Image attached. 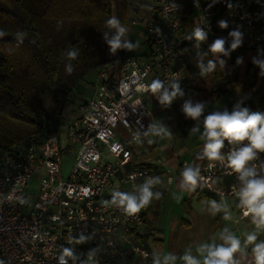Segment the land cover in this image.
<instances>
[{"label": "built area", "instance_id": "built-area-1", "mask_svg": "<svg viewBox=\"0 0 264 264\" xmlns=\"http://www.w3.org/2000/svg\"><path fill=\"white\" fill-rule=\"evenodd\" d=\"M131 1L146 2L153 13L128 22L133 27L143 22L150 57H127L116 80L101 74L94 97L80 105V115L71 122L66 147L60 137L49 136L11 151L0 149V257L4 264H58L62 247L74 249L76 258H68L67 264H106L120 260L126 245L148 260L150 254L136 244L147 235L144 214L129 216L111 203L117 179L120 187H135L149 179L156 182L146 168L128 170L136 145L149 136L145 133L153 123L144 96L151 95L159 104L150 85L173 78L194 95V82L183 75L188 68L183 46L195 41L188 37L196 26L208 31L209 39L227 38L239 27L241 45L252 50L264 42V0H199V7L196 0ZM173 3L178 11L170 7ZM221 20L228 22L227 29L219 28ZM255 111L264 112V107ZM103 149L116 162H104ZM65 150L75 160L67 178L62 174ZM224 151H228L227 143ZM212 163L191 161L183 166L201 169L199 182L209 195L238 199L235 175ZM37 174L38 193L28 196ZM223 176L230 179L227 187L216 184ZM247 218L241 208V219Z\"/></svg>", "mask_w": 264, "mask_h": 264}, {"label": "crops", "instance_id": "crops-1", "mask_svg": "<svg viewBox=\"0 0 264 264\" xmlns=\"http://www.w3.org/2000/svg\"><path fill=\"white\" fill-rule=\"evenodd\" d=\"M130 12V21L136 17L153 15L150 6L146 2L134 3ZM131 26L129 23L126 27ZM138 30L131 29L128 36L133 39V43L139 42V46L147 41L146 28L141 20L136 25ZM134 26V27H136ZM215 39H207L206 46ZM188 60V68L183 75L194 82V95L184 91L182 98H177L173 104L167 108L157 104L151 95H145V102L151 112L152 122H158L168 127L172 131V136L160 138L154 135L148 136L136 145V151L128 170L134 167H143L151 171L153 179L156 181L152 186V203L141 209L147 225V235L136 241L137 246L150 254V258L145 260L140 253L134 252L130 245L124 246L121 259L106 264H153V259L159 255L163 259L164 254L170 253L181 256L184 252L191 250L196 255V247L203 242H210L218 238L224 228H229L241 240L245 233L251 231L254 225L250 223V217L241 219V207L238 206L237 198L218 199L205 192L202 184L198 182L196 186H181L183 164L185 162H195L196 164L207 163L208 160L202 157L204 142L199 138L200 134L189 135V130L196 122L187 119L181 112L182 104L185 100L191 99L193 102H205L206 108L204 116L216 110H223L225 107L229 112L233 111L239 103L241 107H247L255 111L258 106L264 107V74L258 66L253 64V58L259 56V50H247L242 58L243 63L237 69H233L231 54L228 57H220L225 61L221 68L217 63L214 72L201 76L196 67L197 50L194 48L184 51ZM149 51L140 50L139 47L132 51L127 50L126 57H146L149 58ZM214 59L209 54L205 57ZM174 68H178L175 65ZM112 67L108 66L93 73L94 79L88 82L85 79L80 82L76 89L73 100L66 105L65 117L75 120L80 115L79 107L82 103L90 101L96 91L97 85L102 82L101 74ZM90 73V74H91ZM215 76V77H214ZM221 80L223 81L222 83ZM260 90L263 93L259 99L253 96ZM78 100L76 109L72 104ZM201 117L200 128L203 131V119ZM151 141V142H150ZM227 141H225V144ZM171 178V182L169 181ZM230 179L221 177L216 184L219 187H227ZM144 184L139 182L135 187ZM135 187H120L118 179L115 181L114 191H133ZM157 194L159 196L157 197ZM215 200L218 203L226 202L230 207L233 219L225 221L223 213L211 215L209 211V201ZM260 240H264V232L259 235ZM220 241L217 239V243ZM251 260L250 248L249 257ZM176 264H184L182 260H177ZM242 264L246 262L242 261Z\"/></svg>", "mask_w": 264, "mask_h": 264}, {"label": "trees", "instance_id": "trees-1", "mask_svg": "<svg viewBox=\"0 0 264 264\" xmlns=\"http://www.w3.org/2000/svg\"><path fill=\"white\" fill-rule=\"evenodd\" d=\"M130 12L129 0H0V30L6 32L0 38V149L59 137L66 105L90 72L111 66L110 79L120 77L127 50L112 54L103 33L112 16L126 26ZM18 30L26 33L22 43L15 38ZM196 43L187 42L183 50L208 53L206 42L199 49ZM73 49L79 55L69 60ZM247 50L241 45L231 53L234 70ZM255 50L264 52V42Z\"/></svg>", "mask_w": 264, "mask_h": 264}, {"label": "clouds", "instance_id": "clouds-1", "mask_svg": "<svg viewBox=\"0 0 264 264\" xmlns=\"http://www.w3.org/2000/svg\"><path fill=\"white\" fill-rule=\"evenodd\" d=\"M219 0H213V3ZM170 7L178 11L179 6L175 3ZM196 7H199V0H196ZM211 7V5H209ZM221 30L228 28V22L221 20L218 22ZM108 31L103 33L104 41L107 43L110 52L115 54L119 49L132 51L139 47V42L133 43L127 38L128 27L121 24L115 16L106 21ZM112 33L111 35L109 33ZM6 32L0 30V38ZM26 33L17 31L15 38L23 42ZM242 32L237 29L228 33V37L216 38L208 48V53L196 54V67L200 75L204 76L212 73L217 68V63L224 66L225 61L220 57H228L242 44ZM189 40H195L196 48L207 41L208 31L201 26L193 28ZM230 41V43H229ZM211 54L214 59L205 57ZM79 55L77 49L67 52V58L74 60ZM264 56L261 52L258 57L253 58V64L258 66L261 74H264ZM236 63L242 64L243 58H237ZM71 64L66 65L65 71L68 74L73 72ZM178 75V74H176ZM153 96L159 104L167 108L179 97H184V90L180 86L179 79L173 78L165 83L161 80H154L150 85ZM206 108L205 102H193L191 99L185 100L181 107V112L187 119L195 125L189 130V135L199 133V138L204 142L202 157L215 164L228 168L231 174L236 177V194L239 200L238 206L244 209V215L250 217V223L254 225L251 231L245 233L243 240L239 238L229 228H224L218 238L210 242H203L196 247V255L191 250L184 252L181 256L166 253L163 259L156 255L153 264H176L182 260L184 264H264V240L259 239L261 232H264V112L252 111L247 107H241L238 103L231 112L225 107L222 111L216 110L204 116ZM203 119V131L200 128L201 117ZM145 135L168 138L172 136V131L161 123L154 122L148 126ZM225 141H227L228 151L225 152ZM151 142V141H150ZM201 169L192 165H186L182 170L181 186H196L201 179ZM155 182L151 179L144 184L135 187L133 191H113V205L120 208L126 215L132 216L140 212L141 209L152 203V186ZM159 194H157V197ZM106 203V202H105ZM209 211L211 215L223 213V219L230 221L233 219L230 207L226 202L218 203L215 200L209 201ZM217 239L220 241L217 243ZM249 248L251 260L249 257ZM68 258H76L74 249L62 247L58 256V264H67ZM2 264V262H0Z\"/></svg>", "mask_w": 264, "mask_h": 264}, {"label": "rangeland", "instance_id": "rangeland-1", "mask_svg": "<svg viewBox=\"0 0 264 264\" xmlns=\"http://www.w3.org/2000/svg\"><path fill=\"white\" fill-rule=\"evenodd\" d=\"M129 1H130L131 11H132V8H133L132 5L133 4H132L131 0H129ZM130 18H133V17L129 16L127 24L130 21ZM135 28L137 29L138 27L137 26L136 27L128 26L129 31H133L131 29H135ZM128 37L130 38V40L132 42H134L130 36H128ZM139 48H140V50L143 49L144 51H149V43H145V44L142 43L139 46ZM107 70H108V74H109L110 69H107ZM97 71L98 70L94 71L93 73H95V72L97 73ZM90 73L85 77V80L88 82H92L93 80L95 81L93 73H91V74ZM71 106L73 109H76V107L78 106V100H76ZM71 122L72 121L70 120V118L65 117L63 124H62V127H61V132H60L59 137L61 138L63 146H65V147L67 146L66 134L69 132V127L71 125ZM63 154H64V161H63V167H62V174H63L64 178H67L70 175V173H71V171L75 165V160H74V155L71 156L70 153L68 152V150H65ZM103 161L104 162H116V159L109 153L108 149H103ZM39 181H40V176H39V174H37L34 177V179L31 181V183L27 189L26 194L28 196L37 195L38 190H39Z\"/></svg>", "mask_w": 264, "mask_h": 264}]
</instances>
